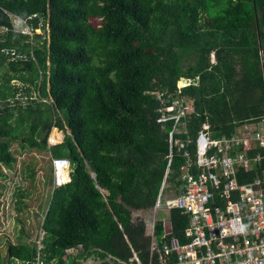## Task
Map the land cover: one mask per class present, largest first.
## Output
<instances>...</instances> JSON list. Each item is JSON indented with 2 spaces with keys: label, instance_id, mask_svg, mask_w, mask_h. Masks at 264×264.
<instances>
[{
  "label": "trees",
  "instance_id": "1",
  "mask_svg": "<svg viewBox=\"0 0 264 264\" xmlns=\"http://www.w3.org/2000/svg\"><path fill=\"white\" fill-rule=\"evenodd\" d=\"M181 78L192 82L179 90ZM174 99L193 106V140L206 121L221 136L264 115V0H0V196L16 142L72 168L53 188L40 244L21 228L6 264H139L134 254L161 264L151 217L134 211L152 213L167 168L178 193L189 145L171 147L174 118L159 120ZM53 127L65 136L49 146ZM171 221L182 238L187 215L173 208Z\"/></svg>",
  "mask_w": 264,
  "mask_h": 264
},
{
  "label": "built area",
  "instance_id": "2",
  "mask_svg": "<svg viewBox=\"0 0 264 264\" xmlns=\"http://www.w3.org/2000/svg\"><path fill=\"white\" fill-rule=\"evenodd\" d=\"M16 20L25 23L20 17ZM191 82L181 78L179 90ZM159 110L160 121L174 118L171 147L194 144L195 152L189 147L184 150L186 159L176 177L178 193L169 189L166 170L148 220L151 251L160 253L161 264H264V115L245 120L234 132L221 136L214 135L206 121L193 140L185 126L186 114L194 110L191 104L174 99ZM180 123L185 127L180 128ZM54 129L63 134L59 140L50 137ZM51 132L49 146L64 140L63 130L53 127ZM52 166L53 188L70 181L68 158L52 157ZM173 208L188 217L183 241L172 233ZM160 211L166 216L158 217ZM156 222L162 225L159 235ZM133 259L141 264L136 254Z\"/></svg>",
  "mask_w": 264,
  "mask_h": 264
},
{
  "label": "rangeland",
  "instance_id": "3",
  "mask_svg": "<svg viewBox=\"0 0 264 264\" xmlns=\"http://www.w3.org/2000/svg\"><path fill=\"white\" fill-rule=\"evenodd\" d=\"M91 21L96 25L100 23L99 19H91ZM16 25L19 28L22 26L17 20ZM37 32L44 33L43 29H38ZM54 130L60 132L58 129ZM51 135L52 132L50 137ZM12 147L16 153L19 150L23 152L17 153L18 161L15 165V171L10 172L9 179L5 181L7 185L5 194L0 196V258H2L4 264H6L7 242L9 240L16 241L21 228L26 230L30 239H36L40 244V238L44 233L40 224L53 191L52 179L54 173H52L51 154L36 149H22L18 142L14 143ZM24 165L34 168V177L29 176ZM16 189L20 191L21 195L19 193L15 194ZM134 216L149 219L152 217V213L151 211L148 213L134 211ZM161 216H166V213L160 211L158 217ZM97 261L89 258L85 264H96Z\"/></svg>",
  "mask_w": 264,
  "mask_h": 264
},
{
  "label": "bare ground",
  "instance_id": "4",
  "mask_svg": "<svg viewBox=\"0 0 264 264\" xmlns=\"http://www.w3.org/2000/svg\"><path fill=\"white\" fill-rule=\"evenodd\" d=\"M62 137L61 132H57V130L52 131L51 139L52 140H59Z\"/></svg>",
  "mask_w": 264,
  "mask_h": 264
},
{
  "label": "crops",
  "instance_id": "5",
  "mask_svg": "<svg viewBox=\"0 0 264 264\" xmlns=\"http://www.w3.org/2000/svg\"><path fill=\"white\" fill-rule=\"evenodd\" d=\"M62 134V133H61ZM63 135V134H62ZM95 260V259H94ZM86 263V261L84 262V264ZM96 264H98V261H97V263Z\"/></svg>",
  "mask_w": 264,
  "mask_h": 264
}]
</instances>
